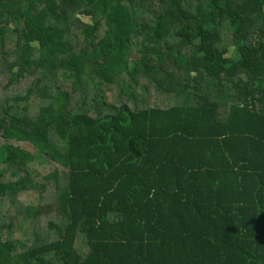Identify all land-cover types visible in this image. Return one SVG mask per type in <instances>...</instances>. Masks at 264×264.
<instances>
[{
	"label": "trees",
	"instance_id": "16d2710c",
	"mask_svg": "<svg viewBox=\"0 0 264 264\" xmlns=\"http://www.w3.org/2000/svg\"><path fill=\"white\" fill-rule=\"evenodd\" d=\"M0 76V264H264V0H0Z\"/></svg>",
	"mask_w": 264,
	"mask_h": 264
},
{
	"label": "rangeland",
	"instance_id": "374dc122",
	"mask_svg": "<svg viewBox=\"0 0 264 264\" xmlns=\"http://www.w3.org/2000/svg\"><path fill=\"white\" fill-rule=\"evenodd\" d=\"M134 48V46L132 47ZM231 48V47H229ZM135 49V48H134ZM133 53H135L136 58L139 56V53L137 50H133ZM58 79H61L60 76H58ZM4 78L2 76H0V104L4 103L7 98L11 97L13 92L11 91V87H4ZM143 81H145L144 79H142ZM61 85V84H60ZM64 85V84H63ZM13 89V88H12ZM113 90H115V87H112ZM140 92L138 95H136L137 97L141 98L142 96L146 95V104L147 105H152V106H164L166 105V102L164 101V99L161 98V94L154 89V87L150 84L147 87V93H144V95H141L142 92L140 89L137 90V93ZM31 108L33 107V105H36V99H34V97H31ZM168 102L170 103V101L168 100ZM36 167L38 168L39 172L44 174L47 173L51 170V166L48 165H38L36 164ZM36 194L33 192H25L24 194L20 195V199L23 201V203L26 204H34L36 203ZM0 210L4 211V212H10L11 214V219L13 221V237L15 238H27L29 237V240H32L33 237V229L31 227V221L28 218H24L22 219L21 217H18V215H16L13 212V205H10L9 202H7L6 200H1L0 201ZM6 219V218H5ZM5 219H3V222H5ZM7 221V219H6ZM42 224L45 223V218H42L41 220ZM5 229L3 230V233H5ZM28 241V242H30Z\"/></svg>",
	"mask_w": 264,
	"mask_h": 264
}]
</instances>
